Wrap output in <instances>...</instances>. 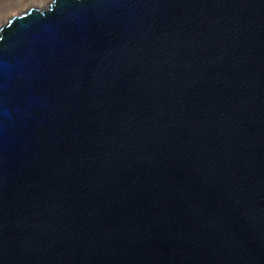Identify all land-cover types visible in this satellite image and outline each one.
<instances>
[{"label": "water", "instance_id": "1", "mask_svg": "<svg viewBox=\"0 0 264 264\" xmlns=\"http://www.w3.org/2000/svg\"><path fill=\"white\" fill-rule=\"evenodd\" d=\"M0 264H264V0L3 24Z\"/></svg>", "mask_w": 264, "mask_h": 264}, {"label": "rangeland", "instance_id": "2", "mask_svg": "<svg viewBox=\"0 0 264 264\" xmlns=\"http://www.w3.org/2000/svg\"><path fill=\"white\" fill-rule=\"evenodd\" d=\"M53 0H0V26L32 8H48Z\"/></svg>", "mask_w": 264, "mask_h": 264}, {"label": "bare ground", "instance_id": "3", "mask_svg": "<svg viewBox=\"0 0 264 264\" xmlns=\"http://www.w3.org/2000/svg\"><path fill=\"white\" fill-rule=\"evenodd\" d=\"M52 3H53V2H52ZM30 10H31V9H30ZM9 19H10V18H9ZM5 24H6V23H5ZM2 26H3V25H2ZM2 26H0V29H1Z\"/></svg>", "mask_w": 264, "mask_h": 264}]
</instances>
